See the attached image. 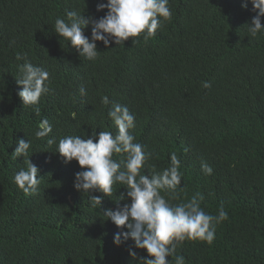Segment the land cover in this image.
<instances>
[{
    "label": "trees",
    "instance_id": "1",
    "mask_svg": "<svg viewBox=\"0 0 264 264\" xmlns=\"http://www.w3.org/2000/svg\"><path fill=\"white\" fill-rule=\"evenodd\" d=\"M106 2L0 0V264H140L146 256L131 239L114 245V234L127 229L103 215L130 202L118 200L126 193L123 185H113V195L94 208L73 188L77 162L65 164L55 152L69 135H115L107 111L117 103L135 115L129 131L151 154L144 175L162 172L170 154H177L182 180L173 204L199 192L206 213L217 215L220 205L228 213L211 244L186 240L166 259L264 264V33L253 38L247 32L255 16L251 3L169 0L172 17L155 36L108 47L97 41L98 57L88 61L54 32V23L69 11L99 19L107 9L98 12L96 5ZM84 35L91 39V24ZM25 62L50 73L48 93L33 106H23L18 95V65ZM43 119L52 132L37 139ZM50 138L56 143L48 145ZM20 139L30 142L29 160L39 169L41 182L31 195L13 182L27 168V157L12 156ZM202 162L212 167L211 175L201 170Z\"/></svg>",
    "mask_w": 264,
    "mask_h": 264
},
{
    "label": "clouds",
    "instance_id": "2",
    "mask_svg": "<svg viewBox=\"0 0 264 264\" xmlns=\"http://www.w3.org/2000/svg\"><path fill=\"white\" fill-rule=\"evenodd\" d=\"M247 2L251 3L255 12L251 22L246 24L247 32L255 38L259 33H264L261 25L264 0H246L241 7L247 8ZM104 9H107L106 14L99 19L85 18L76 11H69L66 20L56 18L54 32L66 40L79 56L94 61L99 54L97 41L108 47L110 43L123 45L128 38L141 34L144 40H148L172 17L169 0H107L96 5V11ZM89 24L91 39L84 35V29ZM16 59L23 57L18 54ZM18 70L20 78L16 82L22 85L18 95L23 106L37 105L42 95L49 91L50 73L30 62L18 65ZM202 86L211 87L207 81L202 82ZM80 92L85 94L83 88ZM101 103L108 105L109 98L103 96ZM35 111L39 114L40 110L36 108ZM107 117L117 129L115 135L111 131H101L86 139L81 135H69L59 140L55 152L65 164L73 160L77 162L81 170L74 174L73 188L86 193L92 207H100L103 198L113 195V185L120 184L126 189L118 200L127 198L130 202L103 213L118 229H127L114 234V245L119 246L131 239L135 249L146 252V256L140 258V264H172L166 258L172 257L182 242L200 240L211 244L217 225L228 219L223 205H220L217 215L206 213L201 207L203 196L199 192L187 202L173 204L171 201L178 199L177 189L182 180L177 154H170V165L162 172L144 175L141 169L151 154L146 153L140 143L134 142L135 137L129 131L135 127V115L128 107L117 103L107 111ZM51 132L52 125L43 119L35 137L43 139ZM54 143V139H47L48 145ZM17 145L12 156L28 159L27 168H21L14 175L13 182L25 195H31L37 192L41 182L39 169L29 160L30 142L20 139ZM114 154H121L123 160L117 162L113 159ZM201 170L206 175L213 172L206 162H202ZM92 192L103 195L94 196ZM161 193L169 194V198L166 199ZM129 255L136 258L137 253L130 250ZM175 264H185L184 256L176 255Z\"/></svg>",
    "mask_w": 264,
    "mask_h": 264
}]
</instances>
